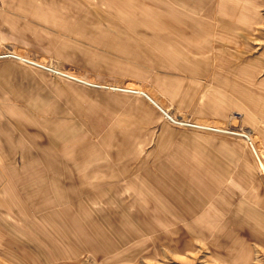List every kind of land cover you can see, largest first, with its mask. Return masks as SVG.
Returning a JSON list of instances; mask_svg holds the SVG:
<instances>
[{"label": "rangeland", "instance_id": "rangeland-1", "mask_svg": "<svg viewBox=\"0 0 264 264\" xmlns=\"http://www.w3.org/2000/svg\"><path fill=\"white\" fill-rule=\"evenodd\" d=\"M254 146L264 0H0V264H264Z\"/></svg>", "mask_w": 264, "mask_h": 264}, {"label": "crops", "instance_id": "crops-1", "mask_svg": "<svg viewBox=\"0 0 264 264\" xmlns=\"http://www.w3.org/2000/svg\"><path fill=\"white\" fill-rule=\"evenodd\" d=\"M87 83H89V81H86ZM82 83H84V84H86L87 85V83H85V82H82ZM91 85H95L96 86V84L95 83H93V81L90 83V86ZM125 89V88H124ZM126 89H128V88H126ZM132 92H134V93H136L134 90H131ZM145 92V91H144ZM146 97L148 98V100H152V102L153 103H155L156 101L155 100H153L152 99V97H150V96H148L147 94H146ZM156 104V103H155ZM176 123H178V124H180V125H182L181 123L182 122H179V121H175ZM194 124H198V125H200V126H198L200 129H206V130H209V131H213V130H215V131H219V129L220 128H218L216 125H207V124H205V123H201V122H197V123H194ZM255 147V146H254ZM255 155H256V157H258V159H259V161H260V165H261V167H262V165H264L263 164V161H262V158L260 157V155H259V152L257 151V149H256V147H255ZM262 169H263V171H264V168L262 167Z\"/></svg>", "mask_w": 264, "mask_h": 264}, {"label": "bare ground", "instance_id": "bare-ground-1", "mask_svg": "<svg viewBox=\"0 0 264 264\" xmlns=\"http://www.w3.org/2000/svg\"><path fill=\"white\" fill-rule=\"evenodd\" d=\"M16 57L19 58L20 60L26 61L27 63L38 64L39 66L43 67V65H41L40 63H38V62H36V61H33V60H31V59H27V58H25L22 54H17ZM60 72H61V71H60ZM60 72H58V73H60ZM91 82H92V81H91ZM93 83H94V82H93ZM134 90H135V91L137 90V91H139V92H142L143 94L146 95V93H144L140 88H136V89H134ZM181 124H183V125H187V126H190V127L196 128V129L199 128L198 126H200V125H198V124L187 123V122H184V121H182ZM253 144H254V143H253ZM254 151H255V147H254ZM262 161H263V160H262ZM263 164H264V162H263ZM262 167L264 168V165H262Z\"/></svg>", "mask_w": 264, "mask_h": 264}]
</instances>
